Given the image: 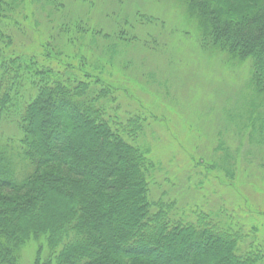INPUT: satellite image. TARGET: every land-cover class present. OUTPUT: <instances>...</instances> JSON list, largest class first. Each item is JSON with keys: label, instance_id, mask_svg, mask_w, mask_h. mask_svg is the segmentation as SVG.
Masks as SVG:
<instances>
[{"label": "trees", "instance_id": "16d2710c", "mask_svg": "<svg viewBox=\"0 0 264 264\" xmlns=\"http://www.w3.org/2000/svg\"><path fill=\"white\" fill-rule=\"evenodd\" d=\"M64 1L0 0V122L19 128L17 137L0 134V264H24L28 247L34 264H264V242L244 234L230 211L179 216L164 199L169 191L150 196L161 164L148 120L139 111L121 115L120 89L102 73L140 42L153 53L150 34L141 36L153 25L137 19L128 0ZM179 1L193 11L202 50L249 64L252 94L240 130L250 127L249 141L263 144L264 0ZM28 5L47 11L46 59L65 55L79 66L60 60L59 69L31 45L16 49L17 18ZM78 5L88 10L68 15ZM55 193L68 200L50 214Z\"/></svg>", "mask_w": 264, "mask_h": 264}, {"label": "rangeland", "instance_id": "374dc122", "mask_svg": "<svg viewBox=\"0 0 264 264\" xmlns=\"http://www.w3.org/2000/svg\"><path fill=\"white\" fill-rule=\"evenodd\" d=\"M82 2L87 4L89 0ZM128 2L138 13L137 19L153 25L141 34H150L147 45L154 47L153 53L140 42L139 50H133L132 55L121 52V58L108 64V71L102 75L120 89L117 92L122 116L125 111H139L148 120L147 141L152 144V157L161 164L150 196L157 200L169 191V197L164 199L175 202L179 216L196 209L230 211L244 234L252 232L264 242V143L249 141L250 127L244 133L240 130L252 94L246 90L249 64L234 66L227 55L202 50L196 42L200 31L191 16L193 11L181 1ZM81 7H69L72 12L68 15L88 10ZM25 12V18L18 16L19 24L14 30L19 41L16 49L27 47L24 50L32 52L31 45L43 63L59 69L60 60L79 66L80 60L65 55L48 61L42 46L51 40V23L44 27L47 11L28 5L21 11ZM152 38L156 47L150 46ZM88 70L94 72L90 67ZM18 133L19 128L12 122H0L3 138L12 134L17 137ZM220 140L223 147L219 146ZM92 151L96 153L95 144ZM230 170L235 171L234 178L224 173ZM53 198L56 203L50 206V214L60 213L68 199L57 193ZM255 227L259 231L254 232ZM24 254V264H34L33 249L28 247Z\"/></svg>", "mask_w": 264, "mask_h": 264}]
</instances>
